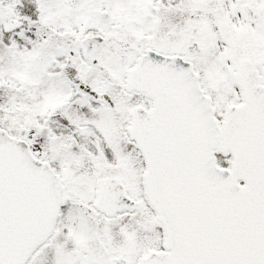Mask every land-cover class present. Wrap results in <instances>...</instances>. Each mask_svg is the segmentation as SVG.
I'll return each instance as SVG.
<instances>
[{
	"label": "snow or ice",
	"instance_id": "6c2138e0",
	"mask_svg": "<svg viewBox=\"0 0 264 264\" xmlns=\"http://www.w3.org/2000/svg\"><path fill=\"white\" fill-rule=\"evenodd\" d=\"M0 264H264V0H0Z\"/></svg>",
	"mask_w": 264,
	"mask_h": 264
}]
</instances>
